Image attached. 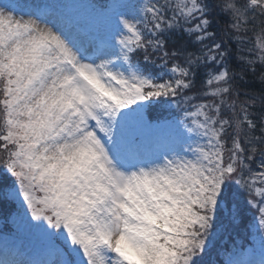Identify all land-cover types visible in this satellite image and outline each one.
I'll return each mask as SVG.
<instances>
[{
	"label": "snow or ice",
	"instance_id": "6c2138e0",
	"mask_svg": "<svg viewBox=\"0 0 264 264\" xmlns=\"http://www.w3.org/2000/svg\"><path fill=\"white\" fill-rule=\"evenodd\" d=\"M18 8L0 264H264V0Z\"/></svg>",
	"mask_w": 264,
	"mask_h": 264
},
{
	"label": "rangeland",
	"instance_id": "374dc122",
	"mask_svg": "<svg viewBox=\"0 0 264 264\" xmlns=\"http://www.w3.org/2000/svg\"><path fill=\"white\" fill-rule=\"evenodd\" d=\"M7 2L19 5L18 14H20V12H26L29 10V8L33 7L34 5L44 3L46 0H7Z\"/></svg>",
	"mask_w": 264,
	"mask_h": 264
},
{
	"label": "trees",
	"instance_id": "16d2710c",
	"mask_svg": "<svg viewBox=\"0 0 264 264\" xmlns=\"http://www.w3.org/2000/svg\"><path fill=\"white\" fill-rule=\"evenodd\" d=\"M221 23H223V22H221ZM253 211H254V210H251V211L248 213V215L245 217V221H244V223H247L248 220L251 219V214H252ZM239 232H240V236H241V238H243V237L246 235L245 230H244V225H243V224L241 225V227H240V229H239Z\"/></svg>",
	"mask_w": 264,
	"mask_h": 264
}]
</instances>
